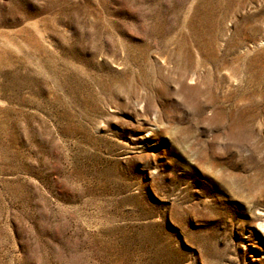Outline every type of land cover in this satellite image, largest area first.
I'll return each instance as SVG.
<instances>
[{"label":"rangeland","instance_id":"obj_1","mask_svg":"<svg viewBox=\"0 0 264 264\" xmlns=\"http://www.w3.org/2000/svg\"><path fill=\"white\" fill-rule=\"evenodd\" d=\"M0 264H264V0H0Z\"/></svg>","mask_w":264,"mask_h":264}]
</instances>
